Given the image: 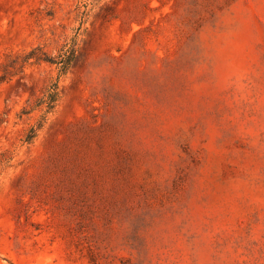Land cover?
Segmentation results:
<instances>
[{
	"label": "rangeland",
	"instance_id": "374dc122",
	"mask_svg": "<svg viewBox=\"0 0 264 264\" xmlns=\"http://www.w3.org/2000/svg\"><path fill=\"white\" fill-rule=\"evenodd\" d=\"M0 264H264V0H0Z\"/></svg>",
	"mask_w": 264,
	"mask_h": 264
},
{
	"label": "trees",
	"instance_id": "16d2710c",
	"mask_svg": "<svg viewBox=\"0 0 264 264\" xmlns=\"http://www.w3.org/2000/svg\"><path fill=\"white\" fill-rule=\"evenodd\" d=\"M51 95V102H52V106L50 107L51 109H53L55 107V104L57 103L58 101V92H57V86H55L53 88V91L50 93ZM40 127L38 128H33L32 129V135L31 137H29V139L27 140L29 143L32 142V140L36 137L37 135V131Z\"/></svg>",
	"mask_w": 264,
	"mask_h": 264
}]
</instances>
